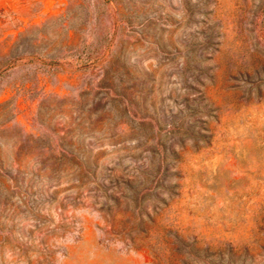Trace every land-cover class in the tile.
<instances>
[{
  "label": "rangeland",
  "instance_id": "374dc122",
  "mask_svg": "<svg viewBox=\"0 0 264 264\" xmlns=\"http://www.w3.org/2000/svg\"><path fill=\"white\" fill-rule=\"evenodd\" d=\"M0 264H264V0H0Z\"/></svg>",
  "mask_w": 264,
  "mask_h": 264
}]
</instances>
